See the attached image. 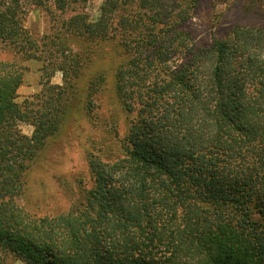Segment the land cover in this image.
Instances as JSON below:
<instances>
[{"label":"trees","instance_id":"16d2710c","mask_svg":"<svg viewBox=\"0 0 264 264\" xmlns=\"http://www.w3.org/2000/svg\"><path fill=\"white\" fill-rule=\"evenodd\" d=\"M198 1L102 0L90 19L87 0H0V261L264 264V38L260 54L247 52L258 29L196 50L183 24ZM32 7L51 13L49 33L25 27ZM76 37L118 43L114 91L136 117L121 158L88 159L82 209L36 216L19 203L24 176L64 126L88 65L69 46ZM29 60L41 62V89L19 103ZM101 82L88 81L87 111Z\"/></svg>","mask_w":264,"mask_h":264},{"label":"rangeland","instance_id":"374dc122","mask_svg":"<svg viewBox=\"0 0 264 264\" xmlns=\"http://www.w3.org/2000/svg\"><path fill=\"white\" fill-rule=\"evenodd\" d=\"M101 1L87 0L84 4L82 9L90 19L97 17ZM50 7L53 14H59L52 5ZM51 18V13L44 7H32L24 25L32 33L42 36L50 32ZM183 26L196 50L209 47L214 38L232 37L237 30L258 29L261 37L249 39L251 49L247 47V52L260 54L258 47L264 38V0H199ZM69 43L73 51L89 58L88 65L71 94L64 126L49 139L24 176V191L19 203L36 216L82 209L85 193L93 183L88 159L94 156L103 162H112L121 158L122 139L136 117V112L128 113L123 109L114 91L113 73L125 55L118 43L87 45L77 37L70 38ZM1 54L5 55V52ZM22 64L26 70L24 81L17 89L16 101L19 103L41 89V62L29 60ZM94 76H102V82L93 95L92 110L87 111V85ZM51 82L60 84L61 73L56 72ZM18 128L27 135L32 132V127L26 123L19 122ZM0 264L25 263L6 253Z\"/></svg>","mask_w":264,"mask_h":264}]
</instances>
